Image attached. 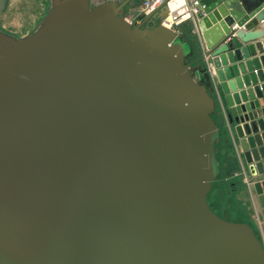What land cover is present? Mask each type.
<instances>
[{
	"label": "water",
	"instance_id": "95a60500",
	"mask_svg": "<svg viewBox=\"0 0 264 264\" xmlns=\"http://www.w3.org/2000/svg\"><path fill=\"white\" fill-rule=\"evenodd\" d=\"M132 1L51 0L29 35L0 32V264H264L207 201L216 100L264 220V69L241 44L264 0H198V72L167 9L137 25Z\"/></svg>",
	"mask_w": 264,
	"mask_h": 264
},
{
	"label": "crops",
	"instance_id": "0c3cea01",
	"mask_svg": "<svg viewBox=\"0 0 264 264\" xmlns=\"http://www.w3.org/2000/svg\"><path fill=\"white\" fill-rule=\"evenodd\" d=\"M29 1L30 0H0L1 32L5 31L10 34L4 26L12 28H20L22 25L28 27L39 26L45 16V7L40 5L36 6L35 9H30ZM46 1L50 2L51 7V0H39L41 4ZM128 11H132V8H130V10L128 9ZM257 27L261 28L264 32V20L260 22ZM180 30L181 29L178 31L180 32ZM184 42L190 47V53L186 58V62L191 66V69H193L194 72L204 69L205 66L201 58L205 52V44L199 25L195 27L192 21L184 22ZM241 44L242 46L254 45L256 47L255 54L250 58L259 59L261 69H264V36L259 40ZM236 64H238V62H236ZM202 82L207 84L206 79L202 78ZM257 84L260 85L261 83L258 82ZM207 88L210 91L211 85L207 86ZM259 101L261 106L255 113L258 118H263L264 106L262 101ZM215 105L213 120L217 126L218 132L215 142V157L218 163L217 178L219 179L217 181H219L220 188H225L228 196H232V200L234 199V206L232 207L233 213L231 214H236V222L248 224L264 246V220L261 219L259 214L263 210L256 209V202L253 198V185L249 182L252 177L248 170L246 175L244 174L238 155L241 154L240 149L232 138L221 107L216 100ZM213 186L214 184H212V188Z\"/></svg>",
	"mask_w": 264,
	"mask_h": 264
},
{
	"label": "rangeland",
	"instance_id": "374dc122",
	"mask_svg": "<svg viewBox=\"0 0 264 264\" xmlns=\"http://www.w3.org/2000/svg\"><path fill=\"white\" fill-rule=\"evenodd\" d=\"M107 1H117L118 3L123 2V0H90V5L91 6H97L103 2H107ZM141 3L140 0H133L132 2H129V4H127V6H125L123 8V12L124 15L126 16V18L134 23V24H142L141 21L139 20V13H138V7L139 4ZM43 5V7H45V15L47 14V12L50 9V2L46 1L45 3L41 4V2H39V0H30L29 1V6L30 9L33 8L35 9L36 6H40ZM130 8H132V11H128V9L130 10ZM45 17V16H44ZM44 19V18H43ZM41 23V22H40ZM156 25V23H154ZM150 26H154L153 23ZM38 26L35 27H28V26H21L20 28L17 27H7L4 26V28H6V30L10 33L8 34L7 32L3 31L2 33L7 34L9 36L15 37V38H21V37H25L27 35H29L30 33H32L33 31H35L37 29ZM180 32L178 33V37H181L180 40L184 41V23H182L179 27ZM178 29V30H179ZM176 30V29H175ZM205 66V64H204ZM191 72H193V69H191ZM213 118V115H212ZM219 180L217 177L215 179V183L213 182L214 186L213 188H211L208 196H207V201L208 204L210 205L211 210L216 213L220 218L230 221V222H236L237 216L236 214H231L232 212V207L234 206V202L232 200V196L229 197L227 191L225 190V188L221 189L220 188V184H219Z\"/></svg>",
	"mask_w": 264,
	"mask_h": 264
},
{
	"label": "built area",
	"instance_id": "2783aa9c",
	"mask_svg": "<svg viewBox=\"0 0 264 264\" xmlns=\"http://www.w3.org/2000/svg\"><path fill=\"white\" fill-rule=\"evenodd\" d=\"M141 3L138 7V13L140 15L139 20L143 23L145 17H149L152 14H157L162 8L167 9V15L162 22L163 26L173 28L178 35L179 27L186 21H192L195 27L198 26L199 16L204 15L203 7L198 0H183L181 4L175 3L174 7L170 4L173 0H140ZM153 24L159 23L158 18L152 21ZM140 25V24H138ZM151 25V24H150ZM176 29V30H175Z\"/></svg>",
	"mask_w": 264,
	"mask_h": 264
},
{
	"label": "bare ground",
	"instance_id": "6f19581e",
	"mask_svg": "<svg viewBox=\"0 0 264 264\" xmlns=\"http://www.w3.org/2000/svg\"><path fill=\"white\" fill-rule=\"evenodd\" d=\"M183 0H173V2L170 4L171 7H174L175 6V3L177 5L181 4ZM128 20V19H127ZM168 28V27H166ZM170 30H173V28H169ZM174 31V30H173ZM1 32V31H0ZM184 42V41H183ZM214 114V113H213ZM213 119V118H212Z\"/></svg>",
	"mask_w": 264,
	"mask_h": 264
},
{
	"label": "flooded vegetation",
	"instance_id": "af4514ba",
	"mask_svg": "<svg viewBox=\"0 0 264 264\" xmlns=\"http://www.w3.org/2000/svg\"><path fill=\"white\" fill-rule=\"evenodd\" d=\"M124 1V0H123Z\"/></svg>",
	"mask_w": 264,
	"mask_h": 264
}]
</instances>
